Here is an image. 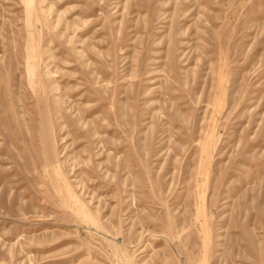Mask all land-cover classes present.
Wrapping results in <instances>:
<instances>
[{
    "label": "rangeland",
    "instance_id": "1",
    "mask_svg": "<svg viewBox=\"0 0 264 264\" xmlns=\"http://www.w3.org/2000/svg\"><path fill=\"white\" fill-rule=\"evenodd\" d=\"M0 264H264V0H0Z\"/></svg>",
    "mask_w": 264,
    "mask_h": 264
}]
</instances>
